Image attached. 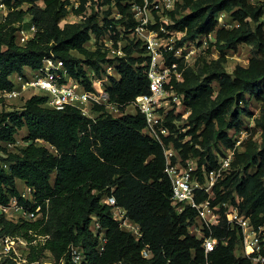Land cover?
Segmentation results:
<instances>
[{"label": "trees", "instance_id": "obj_1", "mask_svg": "<svg viewBox=\"0 0 264 264\" xmlns=\"http://www.w3.org/2000/svg\"><path fill=\"white\" fill-rule=\"evenodd\" d=\"M77 1L75 5L73 0H7L9 12L3 18L0 12V90L12 89V74L39 68L48 56L64 60L70 75L91 88L87 67L100 73L101 62L116 59L117 73L110 75L107 91L125 111L136 95L149 91L144 71L149 56L132 34L120 47L117 26L133 30L138 24L133 3L144 0ZM89 2L101 9L106 6L103 15H83ZM113 6L120 17L111 16ZM71 10L82 19L62 24ZM222 11L230 12L237 24L220 25ZM169 15L170 23L157 20L148 26L183 32L179 46L215 34L208 43L209 54L199 55L195 64L177 59L183 79L172 82L190 109L184 120L190 129L170 123L174 133L161 137L164 144L172 143L183 161L196 159L201 179L203 167L216 168L218 157L233 149L231 167L218 177L212 193L198 189L196 194L198 202L209 199L219 205L220 222L210 230L197 218V208L187 205L178 211L172 203L164 146L143 132L142 112L115 116L96 104L97 114L91 117L73 105L50 107L45 95L35 93L20 109L0 108V148L6 153L1 159L9 162L0 165V205L15 198L31 214L16 220L0 212V240L23 237L28 246L25 264H39L47 252L58 264H75L73 246L83 250L89 264H264L243 254L242 230L226 217V209L235 205L255 226L264 225V112L240 148L232 137L245 127L244 116L252 115L248 100L264 103V0H182ZM31 24L37 26L35 35L20 43L19 27ZM104 34L114 36L112 46L124 55L112 58L108 49L88 47L94 36ZM242 44L253 46L252 56L248 64L238 63L229 72L227 51ZM212 47L219 56L211 57ZM21 128L27 130L25 146L13 151L2 145L16 143ZM258 129L260 138L255 139ZM19 180L31 187L33 199L21 194ZM110 196L140 226L141 236L121 226L107 201ZM194 225L220 239L213 250L205 252L201 235L190 231ZM0 264H18L17 255L11 249Z\"/></svg>", "mask_w": 264, "mask_h": 264}, {"label": "built area", "instance_id": "obj_2", "mask_svg": "<svg viewBox=\"0 0 264 264\" xmlns=\"http://www.w3.org/2000/svg\"><path fill=\"white\" fill-rule=\"evenodd\" d=\"M150 1L152 0H144L143 4L133 3V11L138 24L130 33L141 40L149 56V61L144 67V71L149 78V91L136 95L134 99L125 105V111L120 109V105L123 106L124 104L111 99L106 86L108 83H103L105 80L103 71L100 72V75L94 68L87 67L91 86V88H88L82 80L70 75L64 60L52 56L46 57L39 68L26 67L23 73L16 72L11 75L10 78L15 85L12 89L0 90V108L20 109L23 101L28 97H25V91H31L30 95L35 93L45 95L47 97L46 105L50 107L61 109L66 105H73L78 107L84 115L91 117L96 115L94 109L96 104L104 105L106 110L115 116L128 113L127 109L131 107L134 113L140 111L145 116L146 126L143 132L163 143L161 135L167 136L174 133L171 132L170 123L179 126L178 115L187 118L190 113V109L184 103V94L176 89L172 80L183 79V70L179 68L177 59L180 58L184 60L185 64L192 65L194 64V57L191 56L195 55L196 51L183 53L182 50L185 46L178 45V40L182 37L183 32L167 29L165 25H162L160 30L148 26L150 23L146 19L145 13L146 5ZM169 1L175 5L177 1L182 0ZM9 10L7 0H0V12L7 15ZM147 22L148 27L145 26ZM36 31L37 26L35 24L21 25L18 30L19 42L26 43L35 35ZM174 31L181 32V35H176ZM111 49L113 52L117 50L115 47ZM119 52H123L121 48H119ZM109 79L110 76L108 75V80H106L109 82ZM96 85L100 86L102 91H98ZM16 100H21V102H16ZM171 116H173V119ZM243 134L241 135L240 132L233 134V139H237L240 145L245 139ZM163 146L166 157L164 171L172 181V203L178 211H183L187 205L197 208V218H199L202 225L211 230L212 225L220 222L219 205H212L209 199L198 202L196 200L197 190L212 193L218 177L231 167L233 149L231 153L226 154L220 161L218 160L219 163L216 168L208 170L203 167L202 174L204 178L201 179L197 172L196 159L190 157L183 161L178 150L171 142L168 144L163 143ZM235 147L237 146L235 145ZM29 188L31 190V187ZM107 201L113 205L114 214L120 215L123 221L120 222L121 226L127 230H136V235L141 236L140 226L135 222L128 223L130 219L126 216V210L123 206L117 205L116 198L110 196ZM226 217L228 223L233 227H240L242 230L243 254L255 262L264 263V225L255 226L250 218L241 213L235 205H231L226 209ZM202 225H194L190 231L201 235L204 250L208 253L216 247L220 239L212 234L205 235ZM100 237L104 241L103 233ZM8 240L11 239L6 237L4 240H0V261L11 251V246L5 243ZM72 253L75 264H89L82 249L73 246ZM143 253L146 256L150 252L148 249H143ZM205 264H208V262H205Z\"/></svg>", "mask_w": 264, "mask_h": 264}, {"label": "rangeland", "instance_id": "obj_3", "mask_svg": "<svg viewBox=\"0 0 264 264\" xmlns=\"http://www.w3.org/2000/svg\"><path fill=\"white\" fill-rule=\"evenodd\" d=\"M74 4L77 5L78 1L73 0ZM252 1H258V0H252ZM40 3V2H39ZM28 3H23L22 7L27 8ZM175 5L172 4L169 0H152L150 3L148 2L146 5V13L145 17L148 19L149 23H154L156 20L160 21H165L166 23L171 22V17L169 15V11L174 8ZM107 8L104 6L102 9ZM97 5V4H91L90 2L88 3V6L86 8V11L82 13L83 15L90 14V13H100L103 15L102 9ZM82 14H75L72 10L69 11L68 15L64 17L61 20V23L63 24L66 21H79L82 19L83 16ZM4 13H2V18L4 17ZM28 16V15H27ZM26 16V17H27ZM111 16H116L120 17V13L117 11L116 7L113 6V11ZM218 20L220 25H225L227 27L237 24L236 21L232 20L230 12L228 11H222L219 12L218 14ZM262 20L264 21V15L262 16ZM147 23H145V26H147ZM118 32H119V40L118 43L121 47L123 46L124 43H126L128 35L132 32V30H127L122 24H119L118 26ZM148 27V26H147ZM176 35H181V32H175ZM128 34V35H127ZM114 36H109V35H103V36H94L90 42H88V47H90L92 50L96 49L98 46H101L103 50L108 49V57L115 58L116 56H121L124 55V53L119 52V48L113 52L111 48H113L112 43L115 38ZM215 39V34L214 32L210 33L208 36H200L196 38L195 40H190L187 41L186 44H184L183 48V53H186L187 51H196V54L191 57H194V64L196 59L199 57V55H206L209 54L207 52L208 49V43L209 41H214ZM110 48V50H109ZM253 53V46L247 45V44H242L240 45L237 49L235 50H229L227 51V57L228 61L226 63L227 70L229 72H232L235 66L238 63L241 64H248L249 57L252 56ZM220 52L216 47H212L210 51L211 57H217L219 56ZM209 57V56H208ZM118 61L114 59L113 62H101V70L104 73L105 80L103 83H108V75H113L114 73L116 74V69H115V64H117ZM193 65V64H192ZM107 79V80H106ZM107 86V85H106ZM98 91H102V88L98 85H96ZM31 91H25V97L29 96ZM22 100V99H21ZM21 100H16V102H21ZM248 107L252 112L251 116H244V124L245 127L240 130V134L245 135V138L250 134L251 130L256 131V121L257 119L261 116V114L264 112V103L263 101H257L253 98H250L249 100ZM97 114V112H95ZM186 118L181 117L180 119V125L184 126L183 130H188L190 129V126H186L187 124L186 121H184ZM260 129L257 130V132L254 135L255 139L260 138ZM27 130L26 128H21L17 134H16V143H7L4 142L2 145H4L7 149L16 151L20 147L25 146L28 142L24 139V136L26 135ZM234 135H232L233 137ZM187 138H190V136H187ZM239 138V137H238ZM38 143L44 144V140H37ZM235 144L238 148L241 147L240 143H238V140H234ZM232 149H228L226 154L231 153ZM221 155L218 157L219 161L226 156ZM6 153L3 149L0 148V165H8L9 162L2 160L1 156H5ZM192 159H195L192 157ZM18 189L20 190L21 194L29 199H33L32 193L30 188L26 185L25 182L20 181L18 184ZM4 211L6 215L10 218L13 219H19L20 217H25V216H31V214L24 208L21 207L17 204V201L15 198H12L10 204L8 206H2L0 205V212ZM117 218L122 221L121 217L119 214L116 215ZM123 222V221H122ZM121 222V223H122ZM96 230V228H94ZM135 234H137L136 230H132ZM7 245L11 246V249L14 251V253L17 255V262L18 264H25L26 261V254L28 252V246H27V241L23 237H19L18 239H11L8 241H5ZM39 264H58L54 256L50 253L47 252L46 255L40 260Z\"/></svg>", "mask_w": 264, "mask_h": 264}, {"label": "crops", "instance_id": "obj_4", "mask_svg": "<svg viewBox=\"0 0 264 264\" xmlns=\"http://www.w3.org/2000/svg\"><path fill=\"white\" fill-rule=\"evenodd\" d=\"M41 2V1H40ZM30 19V14L25 18V20H29ZM127 112L128 113H134V111H133V109L130 107V108H128L127 109ZM21 180H19V182H20ZM23 182V181H22Z\"/></svg>", "mask_w": 264, "mask_h": 264}, {"label": "bare ground", "instance_id": "obj_5", "mask_svg": "<svg viewBox=\"0 0 264 264\" xmlns=\"http://www.w3.org/2000/svg\"><path fill=\"white\" fill-rule=\"evenodd\" d=\"M128 223H133V221H131V220H128ZM249 249H251V248H249Z\"/></svg>", "mask_w": 264, "mask_h": 264}]
</instances>
